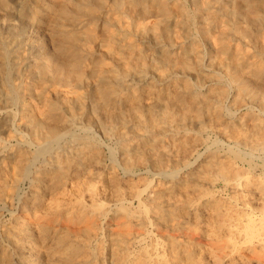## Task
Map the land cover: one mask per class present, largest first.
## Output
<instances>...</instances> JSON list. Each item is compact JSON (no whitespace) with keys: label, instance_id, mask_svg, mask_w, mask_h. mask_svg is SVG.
<instances>
[{"label":"bare ground","instance_id":"1","mask_svg":"<svg viewBox=\"0 0 264 264\" xmlns=\"http://www.w3.org/2000/svg\"><path fill=\"white\" fill-rule=\"evenodd\" d=\"M150 14L157 17L152 24L145 21ZM12 15L10 0H0V26H10ZM19 17L24 38L38 49L28 60L23 112L37 148L17 149L12 189L64 137L77 143L71 155L46 161L52 168L36 169L27 219H16L7 230L18 254L25 261L42 255L46 264H102L106 250L109 264H264V174L249 177L238 168L240 150H230V157L210 156L175 179L201 145L200 137L192 138L181 126L197 123L204 114L237 144L264 150V120L257 114L235 122L220 119L228 86L219 74L205 70L195 42L188 40L197 19L200 34L215 49V65L239 91L233 103L255 101L264 109V0H195L194 11L167 0H31ZM151 48L160 50L156 54ZM7 49L0 37V80L6 82L11 77ZM6 82L2 86L8 90ZM93 124L118 138L125 175L99 172L101 149L95 139L72 133L76 128L89 132ZM136 167L152 168L158 180L146 197L155 223L183 232V240L168 235L165 255L139 238L150 234L147 207L137 212L127 206L133 200L144 205L152 183L136 179ZM6 170L0 163V202L10 193ZM162 178L171 181L161 184ZM218 180L230 197L211 189ZM108 195L116 210L106 247L100 224L108 215L103 203ZM58 220L65 228H52Z\"/></svg>","mask_w":264,"mask_h":264},{"label":"rangeland","instance_id":"2","mask_svg":"<svg viewBox=\"0 0 264 264\" xmlns=\"http://www.w3.org/2000/svg\"><path fill=\"white\" fill-rule=\"evenodd\" d=\"M30 2L31 0H29V2L28 0H10V4L12 7V11H13V15L11 16L12 23L10 24V26H0V37H2L4 40L8 42L7 65H9L8 69L10 70V74H11V77L7 82L4 80H0V163L6 165V168H7L6 172H7V177H8V190L10 193L12 191L14 193V195L12 194L9 195L10 193L5 194V196L0 202V264H46V260L42 255L41 256L35 255L32 258H30L28 261H25L15 250L14 244L12 242V239L8 235L7 230L14 224L16 219H21V220L27 219V214L25 212V209H26L25 204H27V199L31 198L33 194V183H34L35 173L37 172V170L43 166L52 168L51 163L45 164L46 161L49 162L50 158L54 157V155L55 157H60V154H63V153L71 155L73 152L72 146H74L77 143V141L73 139L72 136L64 137L60 141V144L56 148H54V150L51 153L47 155L39 156L34 162V167L32 168L30 175L27 178H25L23 181H21V183L16 187V190L12 189L11 180L13 176V173H12L14 169L13 164L15 162L14 159L16 158L17 149L18 150L22 149V150L29 151V152H35L37 148L36 144L33 143V141L31 140L29 131L27 130L26 127H24L25 124H24V118H23V114H24L23 112H24V107L26 103L24 102L26 101L25 86L29 80L28 76H25L28 65L30 63V62L28 63V60L36 58L38 55V49L36 48L33 41L31 42V40L25 39L26 37L24 38V34H23L24 31H23V28H21L23 25L22 23H20V17H19L21 11L24 10L26 4H30ZM167 2L172 7H175L182 3L186 6V8L189 11L195 10V0H167ZM154 16L155 15L150 14L145 20L146 23L149 22L148 24H152L153 23L152 20L153 21L155 20L154 22H156L157 17L155 16L156 19H154ZM170 27L172 28L171 29L172 32H174V30L176 29L174 27V24H171ZM189 34L190 35H189L188 40H191V41L193 40L195 42L193 43L197 47L200 55L202 56V64L205 70L209 74H219L222 78V83L228 86L229 90H228L227 96L225 97L227 102L225 99L222 101V104H221L222 115L220 116V119L222 120L226 119V120L235 122L237 119L242 118L243 115H248L252 112L251 114H257L260 117V119L264 120V109H262L257 102L241 100L242 104L233 103L236 97L237 98L240 97L239 91L237 90L236 85H234L233 82L231 83L230 80L227 78L225 70L215 65L214 63V57L216 56L215 49L212 43L207 41L200 34V31L198 29L197 19H195L192 25L190 26ZM146 43L148 44V42ZM151 50L157 54V52L160 49L151 48ZM173 52L175 54L178 52V50L177 52L173 50L172 53ZM175 72L176 71L173 72L174 76L175 75L176 77L182 76V73H180L179 71H177L176 73ZM186 77L188 78L189 81L193 83L196 82L194 75L189 74ZM228 81L230 82V84ZM4 82H6L8 90H6L3 87L4 85L2 86ZM209 119H210L209 116L204 114L202 115V117L199 119L197 123H189V124L185 123L181 126L182 128H188L191 130L192 138L200 137L199 139L201 141V145L198 146L199 148L197 147L196 153L193 156H190L188 160V161H193L191 162L192 164L189 167L183 168L182 171H180V173L175 177V179L182 178V176L187 174L190 170L197 168L200 163H202L204 160H207L210 156H213V155H222V156L225 155L226 156L227 155L228 157H230L232 155L231 154L232 152L230 150H233V149L237 151L240 150L239 152L243 155L242 159H236V165L238 168L242 167L241 170L244 171L246 175L249 177H254V178L263 177L264 162H262V160H264L263 159L264 150L261 147L260 148L258 147L259 149L258 148L254 149L251 146H249V144L247 143L239 142L237 144V142H235L234 139L227 137L223 133V131H220L217 128H215L213 126V123H211ZM206 125H208L209 127ZM100 129L101 127L98 124H93L91 127V131L89 132H85L81 130L80 128L79 129L76 128L75 130L72 131V133H74V135L77 134V136H80L83 138L92 137L93 139H95L96 144L101 149L100 163L97 168L99 169V172L100 171L101 172L116 171L121 176L125 175V171L123 168V162H124V157H125L124 149L120 147L118 138L116 136L114 137V135H105L103 130L102 129L100 130ZM126 129H127V132L131 133L130 135L133 138L132 126L128 125ZM225 137H227V139ZM149 140L152 141V139H149ZM211 140L213 141L211 142ZM209 143H210V146L205 147L206 145H209ZM211 143L212 145L213 144L214 145L212 146ZM215 145H218V146H215ZM245 152H248V153L246 154ZM256 162L261 163V164L259 165ZM168 166L169 168H173L171 161L168 163ZM132 174H134L133 176L136 179L140 177L144 180L152 182L151 186L148 189H146L145 193L143 194L142 198L144 201V205H140V204H143V202H140L138 200L129 201L127 203V206L130 209L137 211V212L142 211L140 210L142 209V206L147 207V209L145 210L146 216L149 219H151V222H152V224L148 226V232H150V234L143 236V237H139V238L145 237V242L147 244H149L150 246L151 245L157 246L158 252H160L159 254L165 255L167 254L168 235L173 234V235H176L178 239L183 240L184 239L183 232L179 231L178 228H172L170 226L162 227L161 225L155 223L156 221L153 219V216L151 215L150 203H148V200H146V197L149 194H151V188L157 185V182H158L155 176L154 170L152 168L143 169L142 167H136L135 170L132 172ZM169 180L171 181V179ZM169 180L168 178L166 179L162 178L160 182L161 184H168L170 182ZM211 189L215 193L225 198L230 197L231 195L230 189L225 185V182L223 180H218L214 184V186L211 187ZM86 199H87V196H84V200ZM103 203L105 204V207L108 209V215L102 220L103 222L100 224L101 231L103 232V233L101 232L100 237L105 242L106 247H108L107 243L109 241L108 239L109 238V228H111V226L114 224L113 214L116 210L114 209L116 202L113 196L108 195L103 200ZM51 226L53 229L59 230L60 227L65 228L66 225L61 224L60 220H58L54 224H51ZM190 227H192L193 231L196 230L192 222H190ZM160 233L162 237L160 236ZM33 235H34L33 237L36 238L34 232H33ZM206 242H208L207 239H206ZM108 257L109 255L106 250L103 256V259L100 261V263L109 264Z\"/></svg>","mask_w":264,"mask_h":264}]
</instances>
